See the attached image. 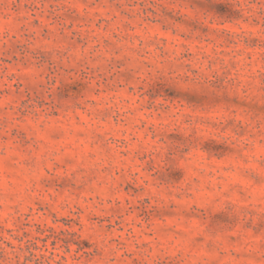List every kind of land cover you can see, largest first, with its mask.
I'll return each mask as SVG.
<instances>
[{
  "label": "rangeland",
  "instance_id": "obj_1",
  "mask_svg": "<svg viewBox=\"0 0 264 264\" xmlns=\"http://www.w3.org/2000/svg\"><path fill=\"white\" fill-rule=\"evenodd\" d=\"M0 264H264V0H0Z\"/></svg>",
  "mask_w": 264,
  "mask_h": 264
}]
</instances>
